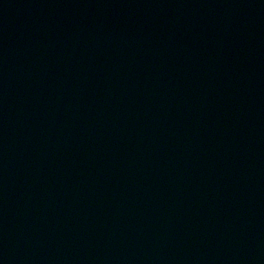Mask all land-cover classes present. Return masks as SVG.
<instances>
[{
  "label": "water",
  "instance_id": "95a60500",
  "mask_svg": "<svg viewBox=\"0 0 264 264\" xmlns=\"http://www.w3.org/2000/svg\"><path fill=\"white\" fill-rule=\"evenodd\" d=\"M0 264H264V0H0Z\"/></svg>",
  "mask_w": 264,
  "mask_h": 264
}]
</instances>
